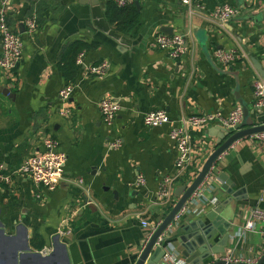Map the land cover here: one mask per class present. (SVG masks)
<instances>
[{
    "label": "crops",
    "instance_id": "obj_1",
    "mask_svg": "<svg viewBox=\"0 0 264 264\" xmlns=\"http://www.w3.org/2000/svg\"><path fill=\"white\" fill-rule=\"evenodd\" d=\"M8 4L7 24L20 35L22 56L13 74L0 69V163L15 170L43 152L50 137L66 164L51 192L23 176L0 184V263L10 264L12 251L27 242L30 251L18 264H134L151 229L184 194L181 188L230 137L216 125L189 130L192 168L174 182L164 204L160 183L177 174L171 130L191 115L227 116L238 99L251 111L252 125H264V111L253 109V83L264 81L257 70L264 72V0H199L190 7L179 0H133L118 12L108 0ZM221 5L236 6L240 15L222 26L212 22L211 12ZM30 18L37 23L32 33L25 26ZM165 30L185 38L178 60L153 46L157 36H168ZM76 43L89 47L81 66L73 58ZM218 49L236 52L237 62L219 65ZM101 62L108 64L103 78L86 76ZM68 84L74 91L62 102L59 92ZM105 98L121 107L111 127L99 112ZM150 111L166 112L172 123L146 127ZM115 140L120 147L113 149ZM214 169L203 198L185 203L186 213L164 243L181 264H213L225 255L250 259L260 252L261 234H240L251 211L264 210V144L241 138ZM138 177L144 185L135 187ZM207 217L218 221L212 227ZM210 228V247L202 249L198 240L206 241ZM226 231L222 247L220 232Z\"/></svg>",
    "mask_w": 264,
    "mask_h": 264
},
{
    "label": "built area",
    "instance_id": "obj_2",
    "mask_svg": "<svg viewBox=\"0 0 264 264\" xmlns=\"http://www.w3.org/2000/svg\"><path fill=\"white\" fill-rule=\"evenodd\" d=\"M10 0H2V8H0V69L9 75L13 74L18 67L22 56V41L20 35L12 31L7 24V10ZM112 5L118 9H125L132 5L133 0H108ZM182 5L190 7L192 3L199 0H179ZM240 15V10L236 6L221 5L211 12V20L220 26L227 24L229 21ZM25 26L29 33H32L37 26L35 18H30L25 21ZM153 46L157 50L165 51L173 60L180 59L186 52L185 38L182 35L166 36L159 35L155 38ZM83 54H80L76 59L78 66L82 65ZM216 62L222 67H228L237 62L239 56L233 50L218 49L214 52ZM108 71V64L101 62L97 65L90 66L86 69V76L94 78H103ZM74 91V85L68 84L59 92V98L62 102H67ZM253 109L257 111H264V81L257 80L253 83ZM99 112L102 123L106 127H111L120 112L119 104L111 99H102L99 103ZM67 113V111H66ZM243 121L242 109L236 106L227 116L220 113L215 114H200L191 115L182 119L178 126L173 128L169 134L170 140L175 144L177 150L176 170L177 174L174 176H167L162 179L159 186V198L164 204H168L172 197V185L174 182L184 176L193 165V149L189 130H195L206 127L208 125H216L222 127L227 132L236 133ZM143 123L146 127L156 128L162 125L172 123L171 119L164 111H150L144 114ZM253 142L264 144V132L256 133L247 136ZM113 149L120 147V142L115 140L110 144ZM43 152L33 155L22 162L15 170L7 171L2 163H0V184H10L14 176H23L31 180V182L46 191H54L63 180L64 167L66 164V155L59 151V143L57 140L47 137L43 140ZM221 156V155H220ZM218 156L217 159L220 158ZM208 169L205 177L194 190L191 199L199 201L203 198L202 188L204 182L208 180L210 174L215 171L214 163ZM197 174V173H196ZM194 173V176H196ZM193 180V179H192ZM144 185V178L138 177L134 186L140 187ZM189 198V199H190ZM188 199V200H189ZM186 213L185 204L173 217L172 221L166 226L164 231L160 234L156 244H163L170 236L174 226H176L184 214ZM142 226L147 228L146 222ZM158 226L151 229L148 235V240L156 231ZM247 233H259L263 236L262 246L260 252L255 258L245 259L235 257L233 255H225L218 258L216 261H223L226 264H258L259 260L264 256V210L254 209L246 219L240 236ZM163 260L167 264H181L173 256L169 246L164 245Z\"/></svg>",
    "mask_w": 264,
    "mask_h": 264
},
{
    "label": "water",
    "instance_id": "obj_3",
    "mask_svg": "<svg viewBox=\"0 0 264 264\" xmlns=\"http://www.w3.org/2000/svg\"><path fill=\"white\" fill-rule=\"evenodd\" d=\"M263 18H264V16H262V19ZM164 33L167 34L168 36H172V34H171V32H169V30H165ZM185 47H187V43H185ZM257 70L262 76H264V72L259 66L257 67ZM238 103H239V107L242 109V113H243V121H242L241 125L239 126L238 131L236 133L228 132L227 135H230L228 140L209 157V159L207 160L203 169L198 174V176L195 178V180L192 182V184L188 187H182L181 188V190L184 192V194L183 195H182V193L178 194V197H177L178 200L176 201L175 206L172 208V210L169 212V214L166 216V218L163 220V222L158 226L156 231L153 233L151 238L148 240L146 246L138 254L134 264H167L163 260V256L165 254L164 253V245L162 243L156 244L157 239L160 236V234L164 231L166 226L172 221L173 217L180 210V208L188 201V199L190 198V196L192 195L194 190L198 187V185L201 183V181L205 177L208 169L211 167V165L213 164L215 159L218 156H220L224 151L229 149V147L234 142H236L237 140L244 138L246 136L252 135V134L264 132V125H260V126H253L252 125V121L250 118L251 111L249 110V108L239 99H238ZM207 218H208V220L211 221L212 227L214 224H216L215 222L218 221V220H216V217L214 219H210V217H207ZM210 230H211V228L209 230H206V237H205L206 241L201 240V239L198 240V243L200 244L201 248L205 247L204 245L209 246L210 240H211L210 234H209ZM3 236H4V232L0 227V237L3 238ZM220 236H221L220 245L222 247H225L227 244V238H229V236L227 235V231L226 232H220ZM212 248H213V246H211V249ZM29 251H30V248L28 247L27 242L22 243V245L20 247L14 249L12 251L10 264H18L19 259L23 258L21 256L24 255L25 252H29ZM151 251L156 253V255L154 257H149V254ZM212 253L213 254H221V252L217 253L216 248H214L212 250ZM18 254H20V256H18ZM213 264H226V263L223 261H216ZM258 264H264V256L259 260Z\"/></svg>",
    "mask_w": 264,
    "mask_h": 264
},
{
    "label": "trees",
    "instance_id": "obj_4",
    "mask_svg": "<svg viewBox=\"0 0 264 264\" xmlns=\"http://www.w3.org/2000/svg\"><path fill=\"white\" fill-rule=\"evenodd\" d=\"M114 7V10L116 12L118 11H122V10H126V9H118L116 8L114 5H112ZM89 47L86 46L85 44H80V43H76L74 44V54H73V58H74V61L75 59H77V57L81 54H83V51L87 50ZM73 63V61H71Z\"/></svg>",
    "mask_w": 264,
    "mask_h": 264
},
{
    "label": "bare ground",
    "instance_id": "obj_5",
    "mask_svg": "<svg viewBox=\"0 0 264 264\" xmlns=\"http://www.w3.org/2000/svg\"><path fill=\"white\" fill-rule=\"evenodd\" d=\"M253 135V134H252Z\"/></svg>",
    "mask_w": 264,
    "mask_h": 264
}]
</instances>
